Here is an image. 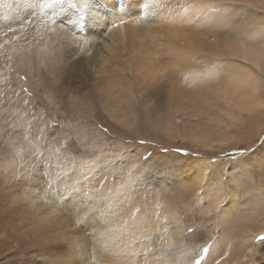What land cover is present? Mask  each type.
Returning a JSON list of instances; mask_svg holds the SVG:
<instances>
[{"label":"rangeland","instance_id":"rangeland-1","mask_svg":"<svg viewBox=\"0 0 264 264\" xmlns=\"http://www.w3.org/2000/svg\"><path fill=\"white\" fill-rule=\"evenodd\" d=\"M4 1L5 8L0 10V36L6 39L8 35H15L17 38L16 46L7 59L0 54L6 64L0 81V124L8 109L28 110L31 121L26 134L44 144L54 141V148L65 159V173L62 196H59L63 215L51 206L50 220L47 221L40 215L27 212L28 206L36 209L41 198L32 203L25 200L33 199L27 192L43 190L44 187L51 195L53 165L37 159L36 167H32V160L18 158L14 161L16 155L12 156L14 165L11 168H15L11 175L13 183L5 184L6 177L0 173V264H80L79 258L83 254L92 256V246L99 232L115 226L117 217H124L125 223L130 225L128 212L140 214L145 202L155 196L157 201L150 204L163 215L159 218V225L165 228L164 236L171 238L162 242L157 233L147 237V250L152 260L166 256L174 257L175 264H194L207 248L201 264H241L236 258L237 254L243 255L238 233L243 234L241 231L247 226L252 231L264 228V200H253L261 196L258 188L264 183V63L252 65L248 60L240 63L252 72L256 81V99L263 104L259 113L241 109L246 92L241 93L243 98H231L229 92L233 84L226 77L221 85L212 82L209 88L211 102L204 106L203 113H192V110H197L195 108L172 113L165 107L168 89L164 78L170 68L181 70L185 59H190L200 68L203 63L206 70L218 62L223 67L239 64L231 58L233 54L238 55L234 46L218 54L209 51L223 30L207 32L206 24L188 26L186 31V25H179L176 16L164 13L155 0H98L97 5L107 6L113 12L122 10L126 20L121 33L116 32L122 38H115L110 47L101 49L95 61L74 49L78 38L81 44L89 46L83 41L89 38V29L83 30L81 13L84 2L93 0ZM245 7L240 17L243 23L247 21L242 27L243 41L247 42L246 37L252 29L258 28L263 32L264 21L261 19L264 14L261 9L251 13L249 10L254 8ZM22 11L28 13L16 14ZM144 14V20L149 18L150 30L146 32L147 27L140 25L144 20L138 21L136 35L132 33L130 22ZM13 15L20 18L15 26L11 23ZM68 18L75 21V30L71 31L69 39H65L61 30L67 27L63 21ZM259 20L263 26L257 27L255 22ZM164 25H168L167 32L156 33ZM185 33L190 39L189 54L179 43L186 39ZM195 34L205 38L210 35L203 48L192 43ZM166 38H172L175 44L166 45ZM174 49L179 52L172 62ZM23 57L31 58L30 66L22 63ZM209 78L213 81V72ZM106 87L114 95L119 91L128 95L127 105L132 104V112L136 113H128L127 116L123 108L125 102L122 101L115 104L110 114L98 101ZM196 97L197 92L194 94ZM185 100L176 94L178 108L184 106ZM225 102L229 105L226 111ZM146 105L152 110L153 117H158L159 123L163 124L169 118L168 123L156 128L148 126L152 115L143 110ZM157 105L160 106L158 110L155 109ZM213 106L222 109L217 111ZM21 131L22 128H15L12 135L1 131L0 146L18 148L15 138ZM7 154L10 152L1 149L3 159L0 157V161H10ZM204 161L208 165L207 178L199 172ZM24 162L27 168H22ZM27 169L33 172L31 180H27L28 187L19 191L18 182L21 181L18 177ZM234 171L238 172L233 179L229 172ZM216 181L217 190L223 197L222 203H227L217 208L210 206L200 193V188ZM52 189L55 190L54 185ZM229 191L234 192L232 197H229ZM21 194L25 198L19 201ZM163 194L168 200L162 203L160 196ZM232 202L238 204L235 203V208L222 216V209L229 208ZM115 206L119 207L114 209ZM169 206H175L181 220L179 225L165 218V214H169ZM59 229H63L62 237L57 233ZM125 236L129 237L132 245L133 233ZM260 237L258 235L250 241L254 245L264 243V240L258 241ZM222 238L227 242L223 243L225 240ZM78 255L81 256L79 260ZM257 256L253 264H263L264 259H261L264 256ZM207 257L208 261H205ZM168 261L166 264L170 263Z\"/></svg>","mask_w":264,"mask_h":264},{"label":"bare ground","instance_id":"bare-ground-1","mask_svg":"<svg viewBox=\"0 0 264 264\" xmlns=\"http://www.w3.org/2000/svg\"><path fill=\"white\" fill-rule=\"evenodd\" d=\"M97 1L98 0H93L92 2L85 1L84 4L82 5L83 6V12L81 13V15L84 17L83 24H82V26L84 27L83 30L89 29V35H88L89 38L87 40H83V41L88 43L89 46L81 44L79 42L81 40L80 38L77 39V41L75 43L76 46H74V49L78 54L83 55V56H88V58L90 60H95V61H97L96 56L101 49H107L108 47H110L111 44L113 42H115V38H117V40L122 38V35L118 36L116 34V32L121 33L120 30L123 29V25H124L125 20H126V18L122 15V10L118 11V12H113L107 6L102 7L101 4L97 5ZM99 1H101V0H99ZM155 1H156L157 7L162 8V11L164 13H171L173 16H176L179 20V25L184 23L186 25V29H185L186 31H188V29H187L188 26H203L206 24H208V27L206 30L207 32H212V31H215L216 29L223 30L221 36H218L217 41L213 44V47L209 49V51L212 54H218L223 49L229 48L231 46H234L236 48V50L238 51V55L233 54L231 56L232 59L239 61V64H236V66L223 67V65H221L218 62V63L211 65L209 70H206L205 65L203 63H201L202 68H200V67L193 65V63L191 62L190 59H185V64L182 65L181 70H175V69L170 68V70L168 72V76L164 78L165 82H166L167 89H168L167 100L165 102L166 106L164 105L166 107V109H168V111H170L172 113H175L178 110H181V112H182L184 110H192V108H195L197 110L196 111L194 110V112L192 110V113H196V114L203 113L204 106L209 105L211 102V99L209 98V96H210L209 88H210L211 84H213L212 82H215V83L221 85L222 82L224 81V78L226 77V78H228L229 82L233 84V85H231L232 91L229 92V95L231 96V98H233V99L235 97L243 98L241 96V93L246 92L245 96L243 98L244 100L241 104V109H243V110H250L251 109V112L256 110V112L259 113V111H261V109H262L263 104L260 103L256 99V98H258L257 87H256L257 85L255 86L256 81L252 77V75H253L252 72L247 67L242 66V64H240V63L242 62V60L243 61L248 60L247 62H249L252 65H255L256 63L258 64L259 62L264 63V26L261 24L260 20L258 22H255L256 23L255 26L258 27V25H260V24L263 26V30H262L263 32L262 33L259 32V30H257L258 28L252 29L250 31L249 35L246 37L247 42H244L243 41L244 35L242 32V27L244 26V23H246L247 21L243 23V21L240 17L241 16L240 13H242L241 10H242L243 6L244 7L247 6V7L254 8V9L249 10L251 13L255 12L256 10L261 9V10H263L262 12L264 14V0H155ZM14 2H18V0H14ZM173 4H175V5H173ZM177 4H180V5L184 6L185 8H183L182 6L177 5ZM4 8H5V1L0 0V10L3 11ZM122 9L124 10L123 7H122ZM24 13H28V11L27 12L22 11V12H18V13L16 12L17 15L24 14ZM245 14L246 13H244V15ZM256 14H258V13H256ZM13 17H14V19H13ZM18 18H19L18 16L17 17L14 15L12 16L11 23L13 26H15L18 23ZM144 18H145V14L142 17H139L137 20L135 19L136 21H134V19L131 20L130 24H131L132 33H135L137 35V29L136 28L138 25V21L139 22L143 21ZM261 20L264 21V17ZM148 21H149V18L145 19L142 23H140L141 26L147 27V29H146L147 31L145 30L146 32H148L150 30V27H151V25L149 24ZM225 23L227 25H224ZM63 24H64V26H67V27L62 28L61 35L63 38L69 39L71 36V31L75 30V21L72 18H68V19H65L63 21ZM114 24H115V26H113ZM167 29H168V25H164V28L156 31V33H166ZM79 32H81V31H79ZM177 33L180 34L178 29H177ZM185 37H186V39L181 40V42H179V43L183 44L185 53L189 54L190 53V39L188 38L187 33H185ZM16 38H17V36H15V35H8L6 37V39H3L2 36H0V54L2 53L6 59H7V56L9 55L10 51L13 50L16 46ZM208 38L210 39V35H207L205 38V37H202V35L195 34V36L192 38V43L197 48H203L204 41L208 40ZM165 44L168 46H173L175 44V40H173L172 38H166ZM168 46L166 49L167 55L169 54V51H168L169 47ZM178 52L179 51L177 49H174L172 51V55H171L172 62L175 61ZM3 56L0 55V65H1V67H0V81L4 77L5 71H3V70L6 67V64L4 63L5 58L1 59V57H3ZM178 56L181 58V60H183L180 53L178 54ZM30 60H31V58H28V57H23L21 59L22 63L26 67L31 65L29 62ZM244 62H246V61H244ZM172 66H174V65H172ZM257 66L259 67V65H257ZM34 68H32L31 71ZM259 69H260V67H259ZM212 72L215 75V78L213 79V81L209 78V76ZM196 92L198 93V97L194 98V94ZM176 94L178 96H180L181 98L186 99L184 101V106H182V108H178V104L175 101ZM129 100H130V97L128 95L124 94L123 92L119 91L116 95H114L113 92L110 89H108V87H106L103 89L102 97L98 101L100 102L101 106H103L104 108H107V110L110 112V114H112L111 113L112 109H115V104H119V103H122V101H124L125 104H124L123 108H124V110L128 116V113H133V115L136 113V112H132V107H133L132 104L130 106L127 105V102ZM237 104H240V101ZM159 107L160 106L157 105L155 107V109L158 110ZM77 108H78V106H77ZM213 108H215L217 111H220L222 109V108L219 109L216 106H213ZM228 108H229L228 102H225L224 110L226 111V109H228ZM143 110H146V114L152 115V110L150 108H147V105H146V108H144ZM150 119L151 120H149L148 126L150 124L152 126H155V128H156V126L160 127L163 124H167L168 123L167 120L169 118L165 119V121H167V122L164 121L163 124L159 123L160 121H159L157 116L153 117V115H152V118H150ZM30 121H31V118H30V114H29L28 110L22 112V111L18 110L17 108L13 107V108L8 109L3 114L2 123L0 124V132L2 131V133H4L6 131L9 135H12L15 128H22V131L15 138L17 144L19 145L18 148L11 147V148L5 149L3 146H0V150L2 149L3 151H9L10 152L9 155L7 154L8 158L6 157L7 160L9 159L10 161H0V173H2L6 177L4 180L5 184H7L9 181L11 183H13V181H11L12 171H15V168H11L14 165L12 160H11L13 155H16V159H13L14 161L18 160V158L19 159H25L26 161L32 160V167H36V165L38 163L37 159L42 160V162L51 163L53 165V178L50 179V184L52 185V187L54 185L55 190H53L51 187V191H52L51 195H50V192L45 187L43 188V190H35V191H32L31 193L27 192L26 194L32 195L33 199L27 198L25 200L26 203H32V202H35L36 199L41 198L40 202L38 203V207L35 209V208H33L34 206H28L27 212L30 211L31 214L40 215V216H42V218L49 221L50 215H51V206H54L58 210V213L61 216L63 215L61 213L62 212L61 211V206H62L61 197H59V196H62L61 188H62V184H63V180H64V173H65V159H63L62 155L54 148V145H55L54 141L44 144V143H42V141L40 139L32 140V139H30V137H28L25 130H27L28 125L30 124ZM169 126H172L171 123H169ZM148 128H150V127H148ZM136 129H138V128H136ZM0 157L3 159V155H0ZM1 168H2V170H1ZM22 168H27L26 162L23 163ZM207 169H208L207 162L204 161L202 163L201 170H199V172L202 174L201 175L202 177H206L207 171H208ZM238 171H240V170H238ZM238 171L229 172V173H231L230 176H232L234 179L237 176L236 172H238ZM32 173L33 172L31 170H28V169L22 171V174L18 177L19 180L21 181V182H18L19 183V187H18L19 191L24 190L26 187H28L29 183L27 180H31ZM102 176H104V175H102ZM206 178L205 179L203 178V179L207 180ZM237 179H236V181H237ZM197 181H199V179ZM202 183L200 184L201 187H202ZM216 183H217V181L215 183H211L210 185H208L205 188H200L201 189L200 193H202L204 198L208 200L210 206H213L216 208L219 206H226L225 204H227V203H225V204L222 203L223 197H222L221 193L217 190V187L215 185ZM231 183H233V182H231ZM163 184H166V183H163ZM235 184H234V186H235ZM259 186L260 187L258 188V190L261 192V196H256L255 198H253V200H257V201L262 202L264 200V183L260 184ZM56 193L58 196H55ZM228 193H229V197H232L234 192L229 191ZM165 194H167V193H165ZM165 194H163L162 196L159 195L162 203L165 202L166 200H168V199H166L167 197L165 198ZM148 197H149V194H148ZM24 198H25V196L21 194L19 196V201H21ZM115 200H118V199H115ZM148 200H149V198H148ZM152 201H157V196L151 197L150 201L145 202V206L143 207L140 214L133 216L132 212H128V216L131 218V221L129 222L130 225H128V223H125L124 217H117V220L115 219L116 220V225L114 224L115 226H113L109 230L106 229V230L99 232V234L96 237V240H94L95 243L92 246V253H90V254H92V256H85L86 254L85 255L83 254L81 257L78 255L77 259L79 257H81V258H79L80 260L78 259L80 261V264H166V261H168L170 258H166V256H165L163 258L161 257L162 258L161 259L160 258L161 255H159L158 258H160V259L152 260L150 254L148 253V250H147V246L149 245V243L147 245V242H149V241H146V240H148L147 237L149 238V235L151 233H155V234L157 233L158 237L162 240V242L163 241L167 242L171 238L168 235L164 236L165 235V231H164L165 228L162 227L161 225H159V218H162L163 215L161 213L158 214L155 211L154 206H151L150 202H152ZM118 203H119V201H118ZM235 203L234 202L230 203L229 208L224 207L222 209L221 215L225 216L228 213L229 209H232L234 207ZM236 204H238V203H236ZM118 207L119 206H115L114 209H117ZM237 207H239V206H236V208ZM163 208H166V206H163ZM238 209H240V208H238ZM165 218H169L171 221H173L177 225H179V223L181 221V220L179 221L175 206H169V214L166 213ZM63 220H65V219H63ZM75 221H76V219H75ZM229 222H231V220ZM63 223H64V221H63ZM44 224H45V222H44ZM250 225H252V224H250ZM160 226L162 228H160ZM72 229H74V228H72ZM62 230L63 229H59V231L57 232L60 236L62 235ZM161 231H164V232L162 233ZM176 231H177V228H176ZM71 233H73V232H71ZM130 233H131V235L133 233L132 245L129 244V242H130V241H128L129 237L125 236L126 234H130ZM241 233H243V234L240 235V232L238 233L237 239L241 240V247H242L243 255H239V254L236 255L237 263L253 264V262L255 261V258H256L255 255H258L257 257H259V256L263 257L264 256V252H262L264 250V243L254 245L253 242H251V241H252V239H255L258 235L261 237H264V228L254 229L252 231L250 226H247L246 228H244L241 231ZM69 238H70V236H69ZM224 238H222V239H224ZM227 238L228 237H226V240L229 239V238L228 239ZM250 239H251V241H250ZM130 240H132V239H130ZM226 240L223 241V243L227 242ZM263 240L264 239H261V240L259 239L258 241L262 242ZM73 241H72V243H73ZM249 241L251 242V244L249 243ZM74 244H76V243L74 242ZM77 245H79V244H77ZM79 246H78V248H79ZM169 246H170V243H169ZM237 246H238V244H237ZM75 247L77 249V246H75ZM75 247H74V249H75ZM149 248L150 247H148V249ZM86 249H88V246ZM226 251H228V250L226 249ZM227 254H229V253H227ZM208 255H210V254H208ZM75 256H77V255H75ZM182 256H183V254H182ZM63 258H62V263L64 262V260H67L65 258L63 260ZM68 258H69V256H68ZM70 259L72 260V257L69 258V260ZM210 259H212V258H210ZM263 259L264 258H262L261 260H263ZM231 260H232V258H231ZM231 260L229 259V261H231ZM73 261H76V259L75 260L73 259ZM79 261H78V263H79ZM205 261H208V257L205 259ZM168 262H170L169 264H175L177 261L174 259V257H171L170 261H168ZM70 263H72V262H68L67 264H70ZM213 264H215V263H213ZM216 264H217V262H216ZM220 264H222V262H220Z\"/></svg>","mask_w":264,"mask_h":264},{"label":"snow or ice","instance_id":"snow-or-ice-1","mask_svg":"<svg viewBox=\"0 0 264 264\" xmlns=\"http://www.w3.org/2000/svg\"><path fill=\"white\" fill-rule=\"evenodd\" d=\"M177 151H180V150L178 149ZM133 182H134V181H133ZM137 211H139V209H137ZM134 215H135V213H133V216H134ZM260 239H264V237H260ZM207 251H208V249L205 248V249L203 250V253L200 254L199 259H196V260L194 261V264H201V261L204 259V253H207Z\"/></svg>","mask_w":264,"mask_h":264}]
</instances>
